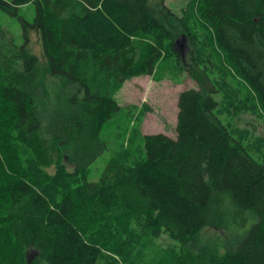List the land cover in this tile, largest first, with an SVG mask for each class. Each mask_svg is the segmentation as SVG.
Segmentation results:
<instances>
[{
    "label": "trees",
    "instance_id": "1",
    "mask_svg": "<svg viewBox=\"0 0 264 264\" xmlns=\"http://www.w3.org/2000/svg\"><path fill=\"white\" fill-rule=\"evenodd\" d=\"M26 5L33 22L20 14ZM190 7L210 66L181 19L150 0H0L24 37L0 25V264H141L142 239L163 236L180 246L176 264H264V157L219 117L212 76L243 85L264 116V0ZM31 30L43 71L28 52ZM180 35L193 45L190 67ZM168 57L198 85L179 95L176 137L147 135L142 159L113 156L90 179L120 111L115 94ZM208 228L224 232L223 249L202 241Z\"/></svg>",
    "mask_w": 264,
    "mask_h": 264
},
{
    "label": "rangeland",
    "instance_id": "2",
    "mask_svg": "<svg viewBox=\"0 0 264 264\" xmlns=\"http://www.w3.org/2000/svg\"><path fill=\"white\" fill-rule=\"evenodd\" d=\"M150 1L163 17H166L165 9H168L181 19L183 25L189 29L197 48L202 50L203 65L210 66L207 63V58H210L211 54L207 44L208 36L200 25L199 17L190 7L192 0ZM20 14L33 22L36 15L35 7L23 6L20 8ZM169 21L173 27L181 28L178 21L174 22L171 18ZM0 25L12 32L19 44L23 43V27L19 18L0 10ZM186 39L180 42L176 50L181 55L182 66L190 67L193 45L187 36ZM28 52L38 57L42 71L47 68L39 31H29ZM212 76L220 81L221 86L217 96L220 102L219 117L236 137L242 139L256 158L263 160L264 116L256 110L251 93L231 77H226L225 81H222L221 77L225 75L217 71L212 72ZM190 88H198L197 83L187 72H182L178 68L172 57L165 58L153 76L137 77L125 82L115 94L120 111L106 123L102 131V139L108 149L91 166L90 179L97 181L113 156L123 158L127 162L142 159L144 137L147 135L163 133L175 138L179 95ZM201 238L205 244L221 249L226 240L223 231L213 228L205 229ZM141 243L144 245L139 249L140 257L138 259L136 257L141 264H176L175 256L180 249L178 243L166 236L160 239L146 237Z\"/></svg>",
    "mask_w": 264,
    "mask_h": 264
},
{
    "label": "water",
    "instance_id": "3",
    "mask_svg": "<svg viewBox=\"0 0 264 264\" xmlns=\"http://www.w3.org/2000/svg\"><path fill=\"white\" fill-rule=\"evenodd\" d=\"M183 40H187L185 35H182L181 37L178 38V40H177V42L175 44V47H176L177 50H178L177 46L180 45V42L183 41ZM27 257H28V261L30 263L31 262V257L29 255Z\"/></svg>",
    "mask_w": 264,
    "mask_h": 264
},
{
    "label": "flooded vegetation",
    "instance_id": "4",
    "mask_svg": "<svg viewBox=\"0 0 264 264\" xmlns=\"http://www.w3.org/2000/svg\"><path fill=\"white\" fill-rule=\"evenodd\" d=\"M180 50H181V47H180Z\"/></svg>",
    "mask_w": 264,
    "mask_h": 264
}]
</instances>
